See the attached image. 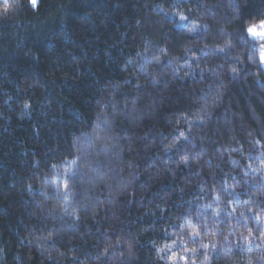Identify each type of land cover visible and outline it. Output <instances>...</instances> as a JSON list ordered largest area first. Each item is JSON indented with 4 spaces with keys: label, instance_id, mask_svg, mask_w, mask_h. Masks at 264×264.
Segmentation results:
<instances>
[{
    "label": "trees",
    "instance_id": "trees-1",
    "mask_svg": "<svg viewBox=\"0 0 264 264\" xmlns=\"http://www.w3.org/2000/svg\"><path fill=\"white\" fill-rule=\"evenodd\" d=\"M264 0H0V264H264Z\"/></svg>",
    "mask_w": 264,
    "mask_h": 264
},
{
    "label": "rangeland",
    "instance_id": "rangeland-1",
    "mask_svg": "<svg viewBox=\"0 0 264 264\" xmlns=\"http://www.w3.org/2000/svg\"><path fill=\"white\" fill-rule=\"evenodd\" d=\"M253 26H256V27L254 28V31H255L256 33H264V27H261V26H260V23H258V24H256V25H253ZM253 26H250V27H253ZM250 27H249V28H250ZM249 28H248V29H249ZM248 29H247V33H248L251 37L256 38V39H262V38H260L259 36H253V35H251V34L248 32ZM262 53H264V47L261 48V49L259 50V58H260L261 64L264 66V62H262Z\"/></svg>",
    "mask_w": 264,
    "mask_h": 264
},
{
    "label": "snow or ice",
    "instance_id": "snow-or-ice-1",
    "mask_svg": "<svg viewBox=\"0 0 264 264\" xmlns=\"http://www.w3.org/2000/svg\"><path fill=\"white\" fill-rule=\"evenodd\" d=\"M30 2H31L33 5H35L36 0H30ZM5 5H7V0H5ZM260 26H261V27H264V21H261V22H260ZM255 27H256V26L250 27V28L248 29V32H249L251 35H253V36H259L260 38L264 39V33H256V32L254 31V28H255ZM262 62H264V53H262Z\"/></svg>",
    "mask_w": 264,
    "mask_h": 264
}]
</instances>
